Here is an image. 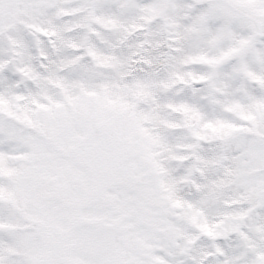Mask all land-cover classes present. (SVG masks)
<instances>
[{
	"label": "snow or ice",
	"instance_id": "snow-or-ice-1",
	"mask_svg": "<svg viewBox=\"0 0 264 264\" xmlns=\"http://www.w3.org/2000/svg\"><path fill=\"white\" fill-rule=\"evenodd\" d=\"M0 264H264V0H0Z\"/></svg>",
	"mask_w": 264,
	"mask_h": 264
}]
</instances>
